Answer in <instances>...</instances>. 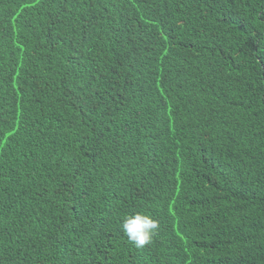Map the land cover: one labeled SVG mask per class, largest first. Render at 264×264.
I'll use <instances>...</instances> for the list:
<instances>
[{"label":"trees","instance_id":"16d2710c","mask_svg":"<svg viewBox=\"0 0 264 264\" xmlns=\"http://www.w3.org/2000/svg\"><path fill=\"white\" fill-rule=\"evenodd\" d=\"M0 264H264V0H0Z\"/></svg>","mask_w":264,"mask_h":264},{"label":"clouds","instance_id":"9594fccd","mask_svg":"<svg viewBox=\"0 0 264 264\" xmlns=\"http://www.w3.org/2000/svg\"><path fill=\"white\" fill-rule=\"evenodd\" d=\"M158 228V222L143 213L126 215L121 222L123 234L138 248L149 244Z\"/></svg>","mask_w":264,"mask_h":264}]
</instances>
